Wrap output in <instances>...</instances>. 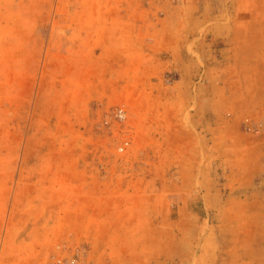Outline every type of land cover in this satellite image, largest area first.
<instances>
[{
    "label": "rangeland",
    "instance_id": "obj_1",
    "mask_svg": "<svg viewBox=\"0 0 264 264\" xmlns=\"http://www.w3.org/2000/svg\"><path fill=\"white\" fill-rule=\"evenodd\" d=\"M260 14L0 0V264H264V51L227 44Z\"/></svg>",
    "mask_w": 264,
    "mask_h": 264
},
{
    "label": "crops",
    "instance_id": "obj_2",
    "mask_svg": "<svg viewBox=\"0 0 264 264\" xmlns=\"http://www.w3.org/2000/svg\"><path fill=\"white\" fill-rule=\"evenodd\" d=\"M234 16V15H233ZM235 19H233L232 22H229L227 27H228V35L230 34H234L235 36H238L242 33L240 32L239 30H234V27L237 23V18L236 16H234ZM255 16H252L251 19H254L253 21H250V20H246V21H243L242 22V31H243V43L244 44H238L237 41L239 40V38H236L233 39V43L230 41L227 42V44H229V48L230 50H233V51H236V52H240L241 50H243L245 53H244V56L246 57L245 59V63H247V58L250 57L252 54V52L256 51L257 48H259L261 51H264V42H262V44L259 46V44H256L253 42V39H254V35H257L259 39H262L264 41V14H260L259 15V19H260V22L257 21L258 18H254ZM230 16L228 15L227 16V19H226V16H224V18H220L219 20H222V23H225L226 20H230ZM232 19V18H231ZM224 21V22H223ZM239 24V27L241 26L240 22H238ZM263 25V28L259 31V30H256L257 29V25ZM233 27V28H230ZM238 27V28H239ZM260 59H262V63H261V67H260V71H257V77L259 76H262V78L264 79V54H260ZM250 59H252V57H250ZM239 66L241 64H238ZM264 260V258H263Z\"/></svg>",
    "mask_w": 264,
    "mask_h": 264
},
{
    "label": "built area",
    "instance_id": "obj_3",
    "mask_svg": "<svg viewBox=\"0 0 264 264\" xmlns=\"http://www.w3.org/2000/svg\"><path fill=\"white\" fill-rule=\"evenodd\" d=\"M127 117H128V113L122 107L115 109V111L113 112V118H115V120L118 124H121V125L126 124L128 121ZM106 118L111 119L110 116H107ZM131 144H132L131 137L129 135H127L123 139V141L121 142V144L118 148L119 152L127 151L131 147ZM61 264H76V262L74 260H67V261L61 262Z\"/></svg>",
    "mask_w": 264,
    "mask_h": 264
}]
</instances>
